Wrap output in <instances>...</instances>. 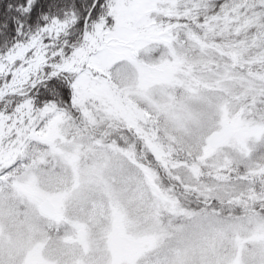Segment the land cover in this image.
<instances>
[{
    "label": "snow or ice",
    "instance_id": "snow-or-ice-1",
    "mask_svg": "<svg viewBox=\"0 0 264 264\" xmlns=\"http://www.w3.org/2000/svg\"><path fill=\"white\" fill-rule=\"evenodd\" d=\"M0 264H264V0H0Z\"/></svg>",
    "mask_w": 264,
    "mask_h": 264
}]
</instances>
